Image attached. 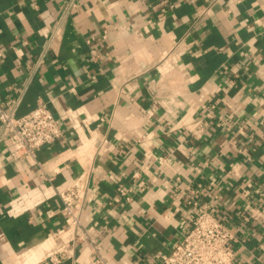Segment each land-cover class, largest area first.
<instances>
[{"label": "crops", "instance_id": "crops-1", "mask_svg": "<svg viewBox=\"0 0 264 264\" xmlns=\"http://www.w3.org/2000/svg\"><path fill=\"white\" fill-rule=\"evenodd\" d=\"M0 95L62 132L0 143V264H162L193 204L264 264V0H0Z\"/></svg>", "mask_w": 264, "mask_h": 264}, {"label": "built area", "instance_id": "built-area-1", "mask_svg": "<svg viewBox=\"0 0 264 264\" xmlns=\"http://www.w3.org/2000/svg\"><path fill=\"white\" fill-rule=\"evenodd\" d=\"M39 62L40 59L36 64ZM61 135L58 119L45 104H39L24 114L16 115L13 110L5 108L0 95V143L10 142L12 158L34 155L41 146L53 143ZM58 196L62 211L70 216L69 225H78L80 208L89 200L86 195V182L80 177L60 190ZM190 212L192 216L185 234L174 243L162 264H233L231 232L205 204H193ZM73 249V244H60L49 255V262H61L63 258L72 255Z\"/></svg>", "mask_w": 264, "mask_h": 264}]
</instances>
